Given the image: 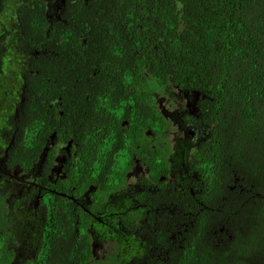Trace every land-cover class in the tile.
<instances>
[{"label": "trees", "instance_id": "obj_1", "mask_svg": "<svg viewBox=\"0 0 264 264\" xmlns=\"http://www.w3.org/2000/svg\"><path fill=\"white\" fill-rule=\"evenodd\" d=\"M0 101L14 106L0 124V172L38 183L10 210L45 218L32 198L52 144L75 188L93 178L103 196L75 219L48 209L23 264H264V0H0ZM164 102L195 113L171 121ZM189 121L207 137L172 152ZM136 160L148 183L129 203ZM3 184L0 264H13ZM107 210V235L124 247L136 229L152 247L99 258L95 239L107 236L94 225Z\"/></svg>", "mask_w": 264, "mask_h": 264}, {"label": "flooded vegetation", "instance_id": "obj_2", "mask_svg": "<svg viewBox=\"0 0 264 264\" xmlns=\"http://www.w3.org/2000/svg\"><path fill=\"white\" fill-rule=\"evenodd\" d=\"M188 98L191 99L192 104H193L194 100L192 99V97L188 96ZM2 105L4 107L5 112L10 113L14 109V106L6 105L5 103H2ZM164 105H165V107H167L166 111H169V114H170L169 118L171 121H174L175 119L177 120L179 117H181V118L185 117L184 119L188 120L189 119L188 116L191 113H193V114L195 113V109L193 106V109H191V110H182V112H180V113H175L176 117H177L176 118L173 116V113L169 108V104L164 102L163 105H160L161 108H163ZM5 112L0 114V124L1 125L6 121V118H7ZM189 123L191 124V127L186 128L185 126H182L185 128L179 127L176 131V132L182 131L184 134L189 136L190 142L186 141V143H183L184 151L188 146H193L197 142L198 138L204 139L205 137H207L206 131L203 132L202 128L196 127L195 124H193L190 121H189ZM176 132H173V133H175V136H177ZM196 138H197V140H196ZM169 139H170V144H171V136L169 137ZM178 139L174 141V142H177V148H179L178 145L180 144L178 142ZM10 143L11 142L9 141V142H5L4 144L3 143L1 144V145H4L3 151L7 150ZM65 162H67L66 161V153L62 150H59V148H56L54 150L53 144L48 147V151H47L46 156L44 158H42V160H41V164H42V168H43L42 173L45 177V186L42 187L43 191L39 190V192L41 194L39 192L34 194V196L32 198L33 199L32 206L35 210L37 209L38 205L42 209L41 201L43 199V201H44L43 206L45 208L43 211L45 213V218L43 219L42 216H40V217L30 216L31 219L30 218L29 219L34 220V222H37L38 224H40L41 225V232H43V233L46 231V228L49 224L50 217H52L50 214H46V213H48V209L57 208L59 210H62V208L65 207L67 209V211L71 213L70 217L72 219H75V211H77L78 209L80 211L83 210L84 205L93 207L95 212H97L98 209L96 208V205L101 199H103L102 193L99 194L97 191L98 188H96L94 186V183H91L93 181V178L91 179V182L86 186L85 189L75 188V177H74V175L67 174L66 171L64 173L62 172L61 168H62L63 164H65ZM143 164H144V162L141 163L138 160H136L134 162L129 161V163H128L127 167L129 169V171L124 176L122 187L124 189H126V196L129 198L128 199L124 195V200L128 201L129 203H132V202L137 203L138 202V200L135 199V196H132L130 194L131 192L139 193L142 190H144L147 186L148 182L145 184L140 183L142 177H145V168H144ZM14 173H15V169L12 172H8V171L5 172V170H2V172H0L1 175H4V174L7 175V178H5V179H7V184H8L9 190H10V187L13 185ZM5 179H4V181H5ZM25 179H26V182H25ZM35 180L36 179L32 175H28L27 178H26V176L22 177L18 181V185L20 187L19 196L17 198L11 199L13 197V194L9 192L7 197H5V203H6L5 207L9 212V215H6L4 217V219L6 221L9 222L10 221V215L14 214L17 211V210L16 211L10 210V207L14 205L15 200L19 199V197H21L23 195L21 193L22 188L24 187L27 190H29L30 185L38 186V183H35ZM46 181L48 182V186H46ZM2 184H3V181H2ZM2 184H0V185H2ZM4 185H6V184H3V186ZM48 187H52V188H48ZM4 192H6V191H4ZM7 204H8V206H7ZM105 204H106V202H104L103 205H105ZM121 205H123V208H125V206L127 204L125 205V204H122V202H121ZM106 217L108 219H110L108 210L105 213L97 215L96 224L106 225V222H105ZM112 220L113 219H110L109 221H112ZM147 220H149V218H147ZM138 228H141V227H138ZM142 230H143V228H142ZM134 234H135L136 239L143 241L141 239V237H139L140 232L138 230L135 229ZM94 235H95V233H94ZM96 235L94 236V238L96 237ZM105 236H108V235L106 234ZM129 236H131V235H125V236H123V238L127 239ZM29 237L31 239L30 234H29ZM11 238H13V236ZM13 239H14L13 242L9 241V243H8L9 247H11L12 244L15 246L16 243H18L19 245L16 246V247H18V249L11 247L10 248L11 251H29V249H31L33 247V245L31 246V243H29L30 240L25 241L23 243H19L18 240L16 239V237ZM144 241H143L144 243H146L147 245L150 244V246L152 247V243L148 240L147 237L144 238ZM34 242H35V244H34L33 252L30 253L28 257H26V258H28V260H31L35 256V252L37 251L36 245L38 246V244H36V242H37L36 238L34 239ZM95 242L96 243H95L94 247L96 248V247H98V245L100 243L97 240V238L95 239ZM25 243H28V245H25ZM120 245H122V243H120ZM114 249H113V251H115ZM94 251H96V250H94ZM26 253H29V252H25V254ZM13 258H14V256H13ZM28 260H25L24 262H26ZM13 264H16L15 261Z\"/></svg>", "mask_w": 264, "mask_h": 264}, {"label": "rangeland", "instance_id": "obj_3", "mask_svg": "<svg viewBox=\"0 0 264 264\" xmlns=\"http://www.w3.org/2000/svg\"><path fill=\"white\" fill-rule=\"evenodd\" d=\"M171 111L173 113V116L176 117L175 109L172 108ZM3 112H5V110L2 105V102H0V114H2ZM176 134L177 136H175V133L172 134L171 146L169 148L173 149L172 152L177 153L176 151L177 142L174 141L179 138L178 142L180 144L178 145V147L181 149L180 152H183L184 151L183 143L186 141L190 142L189 136L184 134L182 131L176 132ZM13 177H14L13 185L10 187V190L9 187L7 188L8 194L9 192L13 194V197L11 199L17 198L20 194V187L18 185V181L19 179L22 178V176L18 174V169H15V173ZM5 178H7L6 174L4 175L0 174V184H2V181L4 182ZM0 188L3 189V184L0 185ZM122 208L123 205L116 212L121 211ZM7 215H9V212ZM29 218L31 219L30 214L28 215L25 211L21 209H18L14 214L10 215L9 224L13 233L12 234L13 238L16 237L19 243H23L25 241L30 240L29 243H31V246L33 245V247L29 249V251H13V255H12V257L14 256L13 263L15 261L16 264H23L25 260H28V258L26 257H28L29 254L32 253L34 249V244H35L34 239L37 238L39 232L41 231V225L38 224L37 222H34V220H30ZM94 229L97 235H102V234H106L107 226L103 224H95ZM29 234L31 235V239L29 237ZM117 239H121V235H117L115 233H109L107 237L98 236L97 240L100 243L98 245L100 250L95 251V253L98 254V257L101 258L102 256H105V254H107L109 251H112V249L114 248L117 249L116 251H126L127 254L122 255L126 259H129L130 256H133L134 254H136L137 256H142L147 250V246L145 245V243L141 240L134 238L133 236H129L127 239L126 238L122 239L124 247L120 245V241H118ZM18 245H19L18 243H16L15 246L12 244L11 247L18 249V247H16ZM25 245H28V243H25ZM25 252H29V253L25 254ZM102 260H104V258Z\"/></svg>", "mask_w": 264, "mask_h": 264}]
</instances>
